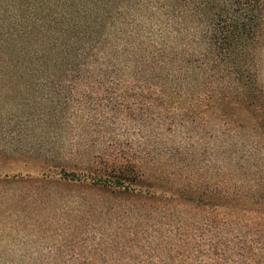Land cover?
I'll use <instances>...</instances> for the list:
<instances>
[{
	"label": "trees",
	"instance_id": "1",
	"mask_svg": "<svg viewBox=\"0 0 264 264\" xmlns=\"http://www.w3.org/2000/svg\"><path fill=\"white\" fill-rule=\"evenodd\" d=\"M127 1L0 0V90L19 87L24 122L40 126L36 146L27 144L25 153L36 151L41 192L85 191L82 204L68 208L72 220L63 221L57 237H79L80 252L71 258L84 264H264V179L256 174L254 187L244 184L250 155L264 150V87L255 61L264 0H151L166 16L189 14L199 23L205 53L195 63L185 60L181 70L200 71L207 82L217 73L223 81L204 98L214 93L211 101L219 105L212 150L224 161L214 167L211 183L168 174L186 162L178 144L164 147L165 161L156 160L157 138V151L145 142L153 132L144 135L141 128L156 115L158 130L164 129L165 116L154 109L166 86L153 90L134 80L147 69L151 79L162 80L157 72L164 52H157L152 66L142 60L126 70L114 63L116 50L103 60L109 27ZM84 79L90 80L88 90L77 94ZM233 101L243 125L228 121L238 116L227 114ZM85 111L96 116L88 118L95 128L80 130L74 152L64 140L75 138L71 116ZM171 123L169 132L181 126ZM241 134L251 144L237 152ZM143 155L153 156L148 175L141 169Z\"/></svg>",
	"mask_w": 264,
	"mask_h": 264
},
{
	"label": "rangeland",
	"instance_id": "2",
	"mask_svg": "<svg viewBox=\"0 0 264 264\" xmlns=\"http://www.w3.org/2000/svg\"><path fill=\"white\" fill-rule=\"evenodd\" d=\"M199 30V23L189 14L166 16L164 12L153 9L151 0H128L120 8L114 25L109 27L112 37L102 57L106 61L108 55L114 57L110 51L116 50L118 54L115 55L114 63L124 69L134 68L142 60L148 65L159 62L157 52H164L161 58V62L165 61L163 70L157 72L162 80L151 79L148 69L145 76L134 80L135 85H149L153 90L163 83L166 86L163 101L154 109L157 114L162 112L165 116L164 129L158 130L161 119L156 115L154 122L141 128L146 133L144 135L153 132L152 137L145 139V142L151 152L156 149L160 152L156 160L161 157L165 161L164 147L178 144L186 162L178 164L168 174L180 173L185 177L194 176L198 182L211 183L214 167L223 165L224 161L217 158L212 150L214 133L220 126L219 105L211 101L214 93L211 98H204L212 94L215 86L223 81L218 77L220 74L216 73L209 80L212 86L205 90L202 85L209 82L200 71L185 74L186 69L181 70L185 60L195 63L205 53L206 47L200 39ZM255 61L260 83L264 87V33L256 44ZM120 76L130 80L129 75L121 73ZM89 83V79L82 80L77 94L87 92ZM18 88L0 90V264H84L81 258H74L80 252L79 237L73 240V236H67L61 240L56 234L64 229L63 221L72 220L66 212L68 208L72 210L82 204L83 201L79 199L85 191L70 188L62 195L56 192L57 189L49 195L41 192L37 180L39 167L35 161L36 151L32 148L30 154L25 153L27 144L36 146L40 126L24 122L27 114L18 105L23 99V93ZM195 98L204 100L196 103ZM235 103L233 101L231 106L227 105V114L231 116L232 113H238V116L228 117V121L233 126H240L245 123V119ZM93 117H96L94 113L88 111L71 116L75 138L70 139L69 136L70 140L66 137L64 141L74 144V152L78 151L80 130L86 125L90 129L95 128V124L88 121V118ZM171 122L181 126L169 132L168 125ZM154 138L159 142L156 149L152 147L156 142ZM235 143L233 150L237 152L251 144L248 136L243 134ZM26 156L30 157L29 164L24 162ZM143 156L141 169L148 175L153 168L150 163V157L153 156ZM249 159L246 162L249 180L244 182L247 188L254 187L251 180L256 174L259 179H264V150L254 152ZM259 188L264 191V181Z\"/></svg>",
	"mask_w": 264,
	"mask_h": 264
}]
</instances>
